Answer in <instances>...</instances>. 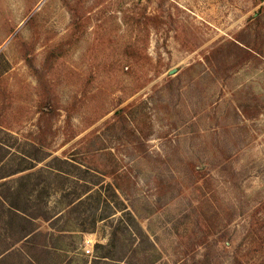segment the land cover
Masks as SVG:
<instances>
[{"label":"rangeland","instance_id":"1","mask_svg":"<svg viewBox=\"0 0 264 264\" xmlns=\"http://www.w3.org/2000/svg\"><path fill=\"white\" fill-rule=\"evenodd\" d=\"M0 184V264H264V0H0Z\"/></svg>","mask_w":264,"mask_h":264},{"label":"trees","instance_id":"2","mask_svg":"<svg viewBox=\"0 0 264 264\" xmlns=\"http://www.w3.org/2000/svg\"><path fill=\"white\" fill-rule=\"evenodd\" d=\"M60 162H63L64 164H71V160L69 159H60ZM24 170V169H23ZM21 170V171H23ZM16 172H14L13 174H15ZM3 186L2 184H0V187Z\"/></svg>","mask_w":264,"mask_h":264}]
</instances>
